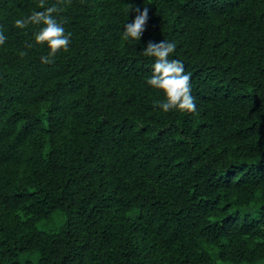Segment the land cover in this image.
Instances as JSON below:
<instances>
[{"label":"trees","instance_id":"16d2710c","mask_svg":"<svg viewBox=\"0 0 264 264\" xmlns=\"http://www.w3.org/2000/svg\"><path fill=\"white\" fill-rule=\"evenodd\" d=\"M39 3L0 0V264H264V0H45L50 64ZM162 40L194 112L154 107Z\"/></svg>","mask_w":264,"mask_h":264},{"label":"clouds","instance_id":"9594fccd","mask_svg":"<svg viewBox=\"0 0 264 264\" xmlns=\"http://www.w3.org/2000/svg\"><path fill=\"white\" fill-rule=\"evenodd\" d=\"M64 0H58L63 3ZM70 3V0H68ZM39 8L43 11H32L30 15L23 18L15 19L14 26L18 29H25L29 25L39 26L38 30L33 33L36 44L47 43L49 52L47 55L40 57L42 64L54 62V57L58 50L68 51L71 43V33L66 32L63 24L66 21H58L54 15L62 11L57 5L45 7V0H40ZM137 15L131 23L124 25L122 39L124 41H139L146 29L149 19V9L147 7L141 10L135 9ZM7 37L0 32V45H3ZM176 43L168 40L160 42L149 41L143 49V55L152 57V73L147 78V85L154 89L161 90L164 94L162 100L154 102V107H158L167 113L172 110L194 112L196 110L195 97L191 92V73L185 72L182 61L173 59L172 54L175 52ZM26 54V53H22Z\"/></svg>","mask_w":264,"mask_h":264}]
</instances>
